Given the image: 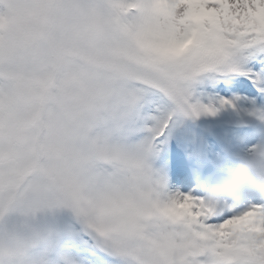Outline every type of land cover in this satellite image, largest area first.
Here are the masks:
<instances>
[{"label": "snow or ice", "instance_id": "obj_1", "mask_svg": "<svg viewBox=\"0 0 264 264\" xmlns=\"http://www.w3.org/2000/svg\"><path fill=\"white\" fill-rule=\"evenodd\" d=\"M49 14L35 49L52 70L76 78L93 132L112 134L134 120L143 156L139 187L148 191L133 218L149 249L128 264H264V199L244 187L222 202L200 194L220 175L234 150L227 137L211 141L193 134L178 142L179 174L195 190L169 192L166 176L152 167V156L169 125L214 117L225 108L264 121V107L250 100L203 94L234 88L224 81L236 74L264 97V0H16ZM8 21L0 14V25ZM261 54L248 66L245 53ZM258 68L259 71H253ZM179 118V119H177ZM258 131L248 135L256 139ZM101 176L132 191L116 165H97ZM191 189V188H190ZM243 204V207L238 205ZM225 213H228L225 215ZM87 264H115L91 253ZM0 264L4 261L0 260Z\"/></svg>", "mask_w": 264, "mask_h": 264}, {"label": "rangeland", "instance_id": "obj_2", "mask_svg": "<svg viewBox=\"0 0 264 264\" xmlns=\"http://www.w3.org/2000/svg\"><path fill=\"white\" fill-rule=\"evenodd\" d=\"M27 9L29 15L15 28L0 25V260L87 264L95 252L115 264H128L146 257L149 249L137 243L145 238L133 218L148 196L136 183L143 175V156L135 121L115 126L112 134L93 132L100 122L87 117L82 95L73 91L79 87L76 78L64 76L59 61L49 70L35 49L49 14ZM260 55L245 53V62L260 63ZM232 81L243 83L218 93L205 89L203 94L237 98L238 108L250 100L264 107V97L246 77L233 74L218 82ZM222 111L227 118L183 119L169 125L167 139L152 156V167L166 176L169 192L168 185L174 191L196 189L194 180L185 181L179 174L178 142L193 134L231 141L236 131L244 134L247 125L264 127L243 111ZM233 112L236 116L231 117ZM97 165H116L133 190L108 182Z\"/></svg>", "mask_w": 264, "mask_h": 264}, {"label": "clouds", "instance_id": "obj_3", "mask_svg": "<svg viewBox=\"0 0 264 264\" xmlns=\"http://www.w3.org/2000/svg\"><path fill=\"white\" fill-rule=\"evenodd\" d=\"M0 14L8 21L6 30L15 28L19 21L29 15L27 7L16 0H0ZM257 129L264 130V127ZM244 187L258 190L264 199V134H260V131L252 143L230 153L220 169L219 177L208 185L207 191L200 194L205 199L222 202L229 191Z\"/></svg>", "mask_w": 264, "mask_h": 264}, {"label": "bare ground", "instance_id": "obj_4", "mask_svg": "<svg viewBox=\"0 0 264 264\" xmlns=\"http://www.w3.org/2000/svg\"><path fill=\"white\" fill-rule=\"evenodd\" d=\"M250 130V129H249ZM248 132V130H247ZM251 138L248 134H242L241 131H236L235 134L231 137V144L234 146V150H238L239 148H242L246 145V143L250 142ZM170 187V192H173L175 189L172 188L171 185H168ZM178 187V186H176ZM243 205V204H240Z\"/></svg>", "mask_w": 264, "mask_h": 264}]
</instances>
